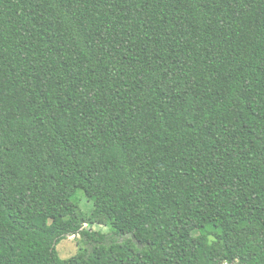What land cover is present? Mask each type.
<instances>
[{"label":"trees","instance_id":"16d2710c","mask_svg":"<svg viewBox=\"0 0 264 264\" xmlns=\"http://www.w3.org/2000/svg\"><path fill=\"white\" fill-rule=\"evenodd\" d=\"M0 264H264V0H0Z\"/></svg>","mask_w":264,"mask_h":264},{"label":"rangeland","instance_id":"374dc122","mask_svg":"<svg viewBox=\"0 0 264 264\" xmlns=\"http://www.w3.org/2000/svg\"><path fill=\"white\" fill-rule=\"evenodd\" d=\"M80 206L84 211H86L88 213L92 212V210H93L92 201H90L85 196H82ZM89 228L91 230L99 231L101 233L106 234L108 236V238L111 237V231L109 230L108 227H106L104 225L93 224V225L89 226ZM114 239L120 240L122 238L119 236H115ZM81 246H84L83 239H81L79 235H75V236H67L65 239L60 241L56 247H57L59 257L61 259H65V258H68V257L74 255L79 250V248ZM87 247H89V245H87Z\"/></svg>","mask_w":264,"mask_h":264}]
</instances>
